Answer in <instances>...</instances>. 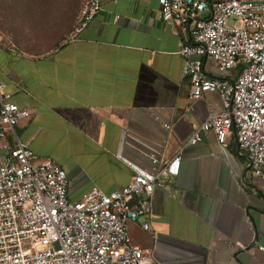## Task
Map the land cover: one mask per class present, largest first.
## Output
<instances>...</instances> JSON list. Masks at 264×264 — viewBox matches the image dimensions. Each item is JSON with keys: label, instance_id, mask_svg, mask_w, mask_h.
I'll return each instance as SVG.
<instances>
[{"label": "crops", "instance_id": "obj_1", "mask_svg": "<svg viewBox=\"0 0 264 264\" xmlns=\"http://www.w3.org/2000/svg\"><path fill=\"white\" fill-rule=\"evenodd\" d=\"M83 2L6 1L0 79L12 101L32 109L16 126L20 141L66 170L74 201L129 184L133 171L118 152L149 170L152 151L159 165L180 152L179 173L151 196L150 216L129 223L134 245L152 248L156 264H264V178L247 173L236 134L224 146L203 130L186 144L221 100L190 97L179 26L160 19L159 0H102L67 40ZM195 59L209 77H225L212 58Z\"/></svg>", "mask_w": 264, "mask_h": 264}, {"label": "built area", "instance_id": "obj_2", "mask_svg": "<svg viewBox=\"0 0 264 264\" xmlns=\"http://www.w3.org/2000/svg\"><path fill=\"white\" fill-rule=\"evenodd\" d=\"M159 2L160 19L183 35L179 52L190 97L217 93L221 100L186 144L198 143L203 130L213 129L224 146L236 134L247 173L264 178V0ZM101 10L102 0H84L67 40L79 37ZM195 56L212 58L225 77H209ZM31 115L0 79V264H156L152 248L134 245L129 223L150 216V198L179 173L181 153L159 165L152 151L156 168L149 170L118 152L133 171L129 184L111 193L93 187L74 201L66 170L20 141L16 126ZM142 227L150 230L147 221Z\"/></svg>", "mask_w": 264, "mask_h": 264}, {"label": "rangeland", "instance_id": "obj_3", "mask_svg": "<svg viewBox=\"0 0 264 264\" xmlns=\"http://www.w3.org/2000/svg\"><path fill=\"white\" fill-rule=\"evenodd\" d=\"M6 1L7 0H0V27L4 26V13L6 8ZM12 1L14 2L15 0ZM68 17L71 19V16Z\"/></svg>", "mask_w": 264, "mask_h": 264}]
</instances>
